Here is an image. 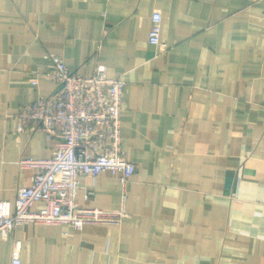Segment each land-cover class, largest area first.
Instances as JSON below:
<instances>
[{"label":"crops","instance_id":"1","mask_svg":"<svg viewBox=\"0 0 264 264\" xmlns=\"http://www.w3.org/2000/svg\"><path fill=\"white\" fill-rule=\"evenodd\" d=\"M153 13L164 53L148 42ZM47 52L81 76L95 58L125 81L128 216L80 230L19 225L0 239V264H11L15 240L19 264H264V0H0V200L30 186L20 161L54 149L13 119L56 90L36 77ZM122 194L103 172L81 178L77 204L119 212Z\"/></svg>","mask_w":264,"mask_h":264},{"label":"built area","instance_id":"2","mask_svg":"<svg viewBox=\"0 0 264 264\" xmlns=\"http://www.w3.org/2000/svg\"><path fill=\"white\" fill-rule=\"evenodd\" d=\"M161 16L153 13L148 42L160 53L167 50L160 40ZM45 72L36 77L51 80L56 90L45 97L28 102L14 114L16 131H43L55 140L47 160H22V167L33 170L30 186L19 188L14 201L0 200V239L6 240L19 225H68L80 230L87 224H119L127 217L125 187L136 171L121 147L120 111L125 87L122 77L109 78L104 66L95 58L89 76L70 71L62 56L45 53ZM37 78L31 81L37 84ZM103 172L116 175L123 190V206L119 212L81 209L77 192L81 178L94 180ZM94 196L91 188L85 200ZM42 204L39 209L35 205ZM21 241L11 249V264L20 263Z\"/></svg>","mask_w":264,"mask_h":264},{"label":"rangeland","instance_id":"3","mask_svg":"<svg viewBox=\"0 0 264 264\" xmlns=\"http://www.w3.org/2000/svg\"><path fill=\"white\" fill-rule=\"evenodd\" d=\"M120 223H121V222H120ZM120 223H119V224H120ZM119 224H115V225H119Z\"/></svg>","mask_w":264,"mask_h":264}]
</instances>
